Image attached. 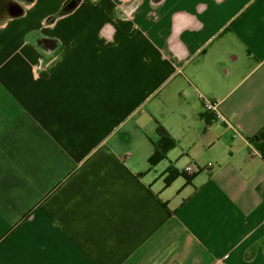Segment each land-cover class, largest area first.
Listing matches in <instances>:
<instances>
[{
  "label": "crops",
  "instance_id": "0c3cea01",
  "mask_svg": "<svg viewBox=\"0 0 264 264\" xmlns=\"http://www.w3.org/2000/svg\"><path fill=\"white\" fill-rule=\"evenodd\" d=\"M10 3L0 264H264V0Z\"/></svg>",
  "mask_w": 264,
  "mask_h": 264
},
{
  "label": "trees",
  "instance_id": "16d2710c",
  "mask_svg": "<svg viewBox=\"0 0 264 264\" xmlns=\"http://www.w3.org/2000/svg\"><path fill=\"white\" fill-rule=\"evenodd\" d=\"M13 6L14 5L12 3L8 4V10H7L8 13H9V10H11V8H14ZM19 14H22V10H20ZM3 21L4 20H2L1 22H3ZM157 135L159 138H158L157 144L155 146V152L149 159V165L151 166V168L156 167L161 162L167 160L168 153L177 147V141L171 136L169 131L165 127H163L162 125L158 126ZM261 138H264V133H263V135H261V137L256 136L254 138V141L261 139ZM166 174H168V176L166 178L167 184H170L173 179L180 176L179 171L177 169H175L174 167H169L168 170L166 171ZM188 180L190 181L191 178H189Z\"/></svg>",
  "mask_w": 264,
  "mask_h": 264
},
{
  "label": "built area",
  "instance_id": "2783aa9c",
  "mask_svg": "<svg viewBox=\"0 0 264 264\" xmlns=\"http://www.w3.org/2000/svg\"><path fill=\"white\" fill-rule=\"evenodd\" d=\"M200 99L203 101L204 107L208 113L214 114L217 121L224 123V124H228V120L220 112L218 105L216 103H213V102L207 100L203 95H200ZM185 173L193 175L196 173V169L194 166L190 165V166L186 167Z\"/></svg>",
  "mask_w": 264,
  "mask_h": 264
},
{
  "label": "rangeland",
  "instance_id": "374dc122",
  "mask_svg": "<svg viewBox=\"0 0 264 264\" xmlns=\"http://www.w3.org/2000/svg\"><path fill=\"white\" fill-rule=\"evenodd\" d=\"M9 3H10V0H0V22L2 20H5V18L7 16H9V13L7 12ZM152 133L154 134V132H152ZM153 140H154V144L156 146L157 140L156 139H153ZM189 175H191V174H189Z\"/></svg>",
  "mask_w": 264,
  "mask_h": 264
}]
</instances>
